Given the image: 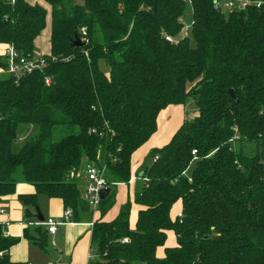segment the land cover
<instances>
[{
    "label": "trees",
    "instance_id": "obj_1",
    "mask_svg": "<svg viewBox=\"0 0 264 264\" xmlns=\"http://www.w3.org/2000/svg\"><path fill=\"white\" fill-rule=\"evenodd\" d=\"M43 1L50 8L44 68L0 78V199L25 183L35 190L19 196L27 218L37 217L44 195L59 199L76 223L90 212L79 179L94 163L105 167L110 193L91 230V264H264V13L223 14L212 8L217 0H191L190 38L179 39L187 7L180 0ZM46 16L27 0H0V45L34 58ZM189 101L193 120L150 149L136 175L133 227L129 200L104 220L159 114ZM20 126L36 131L14 152ZM176 204L180 218L171 213ZM36 231L28 239L44 248L47 232ZM169 233L175 245L159 257ZM17 242L0 227V264H11Z\"/></svg>",
    "mask_w": 264,
    "mask_h": 264
},
{
    "label": "crops",
    "instance_id": "obj_2",
    "mask_svg": "<svg viewBox=\"0 0 264 264\" xmlns=\"http://www.w3.org/2000/svg\"><path fill=\"white\" fill-rule=\"evenodd\" d=\"M27 3L30 5L41 6L47 12L45 28L41 35L34 41V53L35 56L49 55L50 8L43 0H27ZM5 49L6 45H0V56L3 54ZM3 76L4 73L0 70V77ZM178 107L183 106L173 107L174 113ZM167 118L168 120L166 122ZM173 118L174 117H171V114H165L160 124V130H158V124L156 122V132L151 140L155 137L160 140L165 138V136H168L166 137L167 139H171L175 133V131L171 133L173 130V127H171ZM182 124L183 123H181L180 126ZM150 149L152 148H149L148 152ZM136 181H139L138 178L132 177L129 185H127V188ZM125 186L126 185H118L117 187L124 188ZM34 193L35 190L31 185L19 182L15 187V193L13 195L0 199V211H4L3 214L0 213V227L2 228L5 236L18 240L17 244L14 245L8 252L11 264H89V254L92 250L90 247L91 228L89 227V224L92 221L95 222L97 220L99 213L96 212L94 216L89 211L81 213L78 222L67 223L59 226L54 235L47 234V245L44 248H40L34 241L28 239L29 237L33 239L38 238L36 229L41 227L38 225V215L43 218V221L47 219H54L58 222H62L65 210L59 199H51L44 195H38L37 211H35V213H37V217L34 218V221L30 220L26 217V207L20 201L19 196H29ZM129 193L128 188L126 195L128 196ZM124 202H122L121 205H123ZM29 211L34 213V211L30 208ZM111 211L105 216L104 220H112L118 212L117 210L115 214ZM179 211L180 209H178L175 214H178ZM42 229L45 231L43 227ZM25 233H27V238L24 236Z\"/></svg>",
    "mask_w": 264,
    "mask_h": 264
},
{
    "label": "built area",
    "instance_id": "obj_3",
    "mask_svg": "<svg viewBox=\"0 0 264 264\" xmlns=\"http://www.w3.org/2000/svg\"><path fill=\"white\" fill-rule=\"evenodd\" d=\"M188 7H191V0H180ZM213 10L216 12H221L223 14H232L234 12H245L249 9L260 10L264 13V0H217L214 1ZM191 9V8H190ZM183 25V30L186 32L189 30L191 25ZM84 36V31H82ZM84 38L81 39L83 41ZM165 41L172 43L173 40L169 37H165ZM5 58V69H0L4 75H11L15 78H19L23 75L32 74L35 71H40L45 66V60L40 56H35L34 58L28 59L20 54H18L11 46H6L3 54L1 55ZM45 83L48 84L49 80L46 79ZM94 133V131H92ZM110 137H114L113 132H109ZM102 136V135H99ZM196 151H192V155L195 156ZM84 184L83 189L80 193L81 199L86 203L90 212L93 214L98 212L100 206L99 194L105 189H109L107 186V181L105 179V167L94 163L87 164L83 172ZM1 214L4 213L3 210L0 211ZM178 218L181 217L177 214ZM72 212L67 209L63 215V221L58 222L54 219H47L43 222H39L38 225L43 227L48 235H54L57 228L63 224L71 223ZM94 221L89 224V227L93 228ZM122 243H128L127 239L122 240ZM94 252L91 250L89 254V264L94 260Z\"/></svg>",
    "mask_w": 264,
    "mask_h": 264
},
{
    "label": "rangeland",
    "instance_id": "obj_4",
    "mask_svg": "<svg viewBox=\"0 0 264 264\" xmlns=\"http://www.w3.org/2000/svg\"><path fill=\"white\" fill-rule=\"evenodd\" d=\"M181 22L184 24V26L191 25V9H190V7H188V6L186 7V10H185L183 18L181 19ZM183 37L190 38L189 30H187L186 32L181 31V33L179 34L178 38L180 39V38H183ZM0 78H2V77H0ZM196 112H197L196 108H195V106L193 105V103L191 101H189L186 104V106H184V107H178L176 109L175 113H174V108L173 107H168L165 110H163L158 116V119H157L158 130H160V128H161L160 124H161V122L163 120V116L165 114H171V117H174L173 118V123H172V126H171V127H173V130H172L171 133H173L174 131H176V129L180 126L181 123L191 122L193 120L194 116L196 115ZM167 120H168V118L166 119V122H167ZM167 124H166V126H167ZM35 131L36 130L34 128H29V127H26V126H20L18 128V139L15 142V144L13 145V151L14 152L19 151L20 147H22V145L28 139L27 137L31 136L32 134H34ZM166 137H168V136H165V138H162L160 140L156 139V137H155L145 147H143L142 149L137 151L132 156V159H131V174H132V176L134 178L136 177L138 171L142 167H144V166H146V165H148L150 163V159L148 158V149L149 148H153V147H161V146L165 145L170 140V138L167 139ZM243 151H244L245 155L251 156V155L254 154V146L250 145V144H246L244 146ZM16 177H17V179H20V172L19 171H18ZM79 180L81 182V184L79 185V187H80L79 190H80V193H81L82 187H83V184H84V178H83L82 174H81ZM140 186H141V182L140 181H136L131 186H129L128 188H129V192L130 193H129L128 196L126 195V192H127V189H128L127 186L124 187L125 189L124 188H118V187L114 188L116 205L114 206V208L112 209L111 212L116 214V212H117L118 208L120 207V205L122 204V202H124V201L126 202L127 200H129L130 204H131V211H130V217H129L130 227H133L135 219H136V213H137L138 207L135 205L133 200H134V195L140 189ZM126 196H127V198H126ZM178 209H180V205L176 204L172 208V211H171L172 215L175 216L176 215L175 212ZM174 245H175V238L172 235V233H169L165 245L163 247L159 248V250H158L159 256H163L164 248L172 247Z\"/></svg>",
    "mask_w": 264,
    "mask_h": 264
},
{
    "label": "water",
    "instance_id": "obj_5",
    "mask_svg": "<svg viewBox=\"0 0 264 264\" xmlns=\"http://www.w3.org/2000/svg\"><path fill=\"white\" fill-rule=\"evenodd\" d=\"M74 45L75 46H80V41H75ZM229 95H230V97L232 99H234V95H233V92L232 91H229ZM109 193H110V190L109 189H105V190L101 191L100 194H99L100 200L101 201L105 200L107 198V196L109 195ZM37 220L39 222H43V218H41V216H39V215L37 217Z\"/></svg>",
    "mask_w": 264,
    "mask_h": 264
}]
</instances>
